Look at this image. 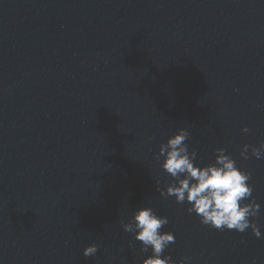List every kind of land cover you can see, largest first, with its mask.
Listing matches in <instances>:
<instances>
[{"label": "water", "instance_id": "water-1", "mask_svg": "<svg viewBox=\"0 0 264 264\" xmlns=\"http://www.w3.org/2000/svg\"><path fill=\"white\" fill-rule=\"evenodd\" d=\"M179 128L197 164L223 148L251 173L261 238L160 195ZM261 143L264 0H0V264H141L121 221L143 206L162 257L264 264V159L239 155Z\"/></svg>", "mask_w": 264, "mask_h": 264}, {"label": "clouds", "instance_id": "clouds-1", "mask_svg": "<svg viewBox=\"0 0 264 264\" xmlns=\"http://www.w3.org/2000/svg\"><path fill=\"white\" fill-rule=\"evenodd\" d=\"M241 131L247 132L248 128ZM188 139L189 132L179 128L166 142L159 144L155 159L160 161V168L171 177L163 190H159V181H156L160 195L174 197L177 203L190 205L187 211L195 213L203 225L240 233L251 228L252 234L261 238L257 224L249 219L256 217L260 209L252 197L253 188L248 183L251 173L238 168L236 161L223 148L214 150L212 163L203 166L197 164V153L195 149L189 150ZM249 150L251 156L264 159V143L258 147L243 145L240 157L248 159ZM168 222L166 216L157 215L150 206L137 208L130 221H121L123 230L132 233L133 239L140 242V251L151 252L141 260V264H186L188 257L179 261H173L167 255L162 257L168 245L175 242L171 231H161ZM97 251L96 244H89L83 248L82 254L90 257Z\"/></svg>", "mask_w": 264, "mask_h": 264}]
</instances>
